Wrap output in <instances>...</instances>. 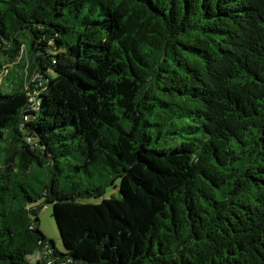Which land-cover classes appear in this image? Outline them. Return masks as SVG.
Wrapping results in <instances>:
<instances>
[{
  "label": "trees",
  "instance_id": "1",
  "mask_svg": "<svg viewBox=\"0 0 264 264\" xmlns=\"http://www.w3.org/2000/svg\"><path fill=\"white\" fill-rule=\"evenodd\" d=\"M0 78V264H264V0H0Z\"/></svg>",
  "mask_w": 264,
  "mask_h": 264
},
{
  "label": "rangeland",
  "instance_id": "2",
  "mask_svg": "<svg viewBox=\"0 0 264 264\" xmlns=\"http://www.w3.org/2000/svg\"><path fill=\"white\" fill-rule=\"evenodd\" d=\"M0 82H1V78H0ZM38 214H39V225L43 233L49 239H52L56 243L59 249H64L62 236L60 230L58 229L55 216L53 215L52 204L45 205L42 209H40ZM40 257L41 255L36 254L32 256V260L36 261Z\"/></svg>",
  "mask_w": 264,
  "mask_h": 264
}]
</instances>
